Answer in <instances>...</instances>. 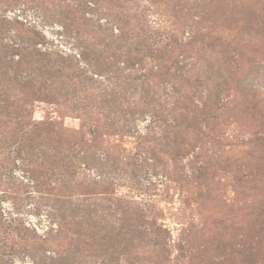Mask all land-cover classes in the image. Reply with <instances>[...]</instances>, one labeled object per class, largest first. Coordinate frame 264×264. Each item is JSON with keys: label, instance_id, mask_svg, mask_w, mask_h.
<instances>
[{"label": "trees", "instance_id": "obj_1", "mask_svg": "<svg viewBox=\"0 0 264 264\" xmlns=\"http://www.w3.org/2000/svg\"><path fill=\"white\" fill-rule=\"evenodd\" d=\"M243 5L0 0V162L24 155L35 191L62 215L45 234L6 216L1 203L17 196L21 185L12 168L1 166L0 253L11 255L10 264L20 251L34 264H145L147 251L154 256L149 263L169 264L171 232L155 204L122 194L125 176L115 177L139 169L140 152L169 169L185 201L213 210L221 173L239 185L241 163L259 168L264 136L256 149L237 155L224 145L233 121L248 125L264 105L260 82L241 75L230 39L237 27H250ZM26 9L58 17L60 34L73 37L76 50L54 48L35 20L25 18ZM238 92L242 99L232 104L228 98ZM61 114L78 118L81 127L64 128ZM260 118L264 126V113ZM250 207L249 225L263 224L264 202ZM210 234L192 241L185 257L213 264L199 252L216 246Z\"/></svg>", "mask_w": 264, "mask_h": 264}, {"label": "rangeland", "instance_id": "obj_2", "mask_svg": "<svg viewBox=\"0 0 264 264\" xmlns=\"http://www.w3.org/2000/svg\"><path fill=\"white\" fill-rule=\"evenodd\" d=\"M242 2L243 9H246L242 19L250 27L240 32L241 27H237L230 39L233 38L236 44L241 75L243 77L248 75L255 84L260 82L258 95L264 98L261 97L264 96V28L260 29L258 25L259 21L264 22V0H259L255 4L251 3L250 7L246 6L248 0H239V4ZM24 14L29 22L32 23L35 20L34 23L43 30L54 48L62 50L76 48L73 37L64 33L60 34L58 17L42 9L40 11L26 9ZM224 32L225 37L229 36V32ZM241 96V92L232 93L228 100L235 104L241 101ZM261 106L259 114L257 113L255 119L248 125L244 120L238 119L233 121L225 131L227 138L224 140V145L227 150H232L237 155L238 152L253 151L257 148V139L264 136V126H261L260 118V114L264 113V105ZM60 120L64 128L68 130L81 127V121L74 116L61 114ZM145 125V122H141L138 128L144 131ZM250 140L252 142L248 144ZM111 141L115 143L117 140L113 138ZM150 156L146 151L138 153L137 157L141 161L139 169L136 170L134 167L128 173L117 172L115 177L119 180L120 177L125 176L121 180L124 184L121 187L122 194L134 196L138 201L146 200L155 204L156 212H159V222L165 224L171 232L170 242L173 251L169 264H204L205 262L189 260L185 256L189 254L190 249L192 250V241L194 243L200 241V237L204 239L208 236L205 235L207 230L212 237L217 236L216 246L204 251L201 248L199 252L205 259L210 258L213 264H238L242 260L245 264H264V223L251 227L249 222L251 223L253 218L247 215L251 210V204L259 205L260 201L264 202V159L258 163V169L252 163L239 165L238 178L240 177L242 181L239 185L238 183L233 185L235 181L232 183L226 178V174L221 173L218 178L222 184L218 191L219 203L213 210L211 204H204L201 207L195 199L190 198L188 202L185 201L186 193H182L176 182L172 181L169 169ZM242 156L243 154L239 158ZM245 160L248 159L244 158L241 162ZM1 166L4 171L12 168L16 174L17 183L21 185L17 196L13 199L10 197L1 203L5 215L12 214L19 223L40 234H45L52 227H57L55 221L61 219L62 215L51 201L35 191L33 182L28 178L26 171V157L20 155L18 159L2 160L0 168ZM84 172L89 175V171ZM134 173L138 179L134 178ZM137 186H140L139 191ZM261 227L263 230L260 229ZM145 255L147 258H144L145 264H151L149 262L154 261L153 253L147 251ZM0 258L6 261L4 264L11 263V255L7 251L0 253ZM92 262L90 264H93ZM14 264H34V262L29 255L20 251L14 259ZM40 264H50V262Z\"/></svg>", "mask_w": 264, "mask_h": 264}]
</instances>
